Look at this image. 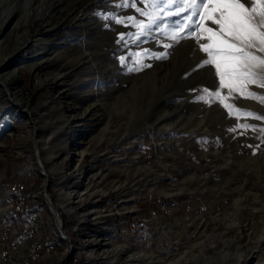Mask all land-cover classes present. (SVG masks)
Wrapping results in <instances>:
<instances>
[{
    "label": "rangeland",
    "instance_id": "1",
    "mask_svg": "<svg viewBox=\"0 0 264 264\" xmlns=\"http://www.w3.org/2000/svg\"><path fill=\"white\" fill-rule=\"evenodd\" d=\"M0 1L1 14L7 13L11 0ZM27 6L22 0L15 10L24 15ZM69 8L71 15L64 11ZM98 10L117 9L112 0H50L48 14L28 23L24 17L19 28L14 23L20 42L8 43L0 33L6 46L0 59L7 53L3 71L21 69L20 79H8L9 89L0 88L3 190L7 181L4 198L0 190V251L6 194L15 182L41 208L45 231L57 235L44 196L48 183L85 264H192L204 250L219 257L212 264H235L239 254L242 264H264V121L230 117L206 93L211 106L196 102L192 89H212L217 80L210 67L192 71L206 56L191 39L182 40L168 60L149 57L144 63L151 68L127 71L117 59L124 55L117 34L134 29L106 28ZM120 11L147 23L135 9ZM82 15L93 23L79 25ZM142 47L163 50L152 40ZM250 51L264 56L259 45ZM36 63L43 70L32 68ZM221 92L236 107L264 116V104ZM237 124L257 127L228 131ZM82 174L96 185L89 184L88 192ZM76 189L86 192L79 205ZM70 201L78 206L72 213Z\"/></svg>",
    "mask_w": 264,
    "mask_h": 264
},
{
    "label": "snow or ice",
    "instance_id": "2",
    "mask_svg": "<svg viewBox=\"0 0 264 264\" xmlns=\"http://www.w3.org/2000/svg\"><path fill=\"white\" fill-rule=\"evenodd\" d=\"M112 3L116 11L98 10L95 15L106 22V28L115 24L134 29L117 34L116 43L124 50V55L117 59L127 71L140 72L151 68L152 64L144 63L149 57L168 60L182 40L191 39L206 56L192 71L210 67L217 80L212 89H192L198 93L194 98L196 102L211 106L204 95L206 93L230 117L238 119L240 114H244L264 121V116L229 103V97L221 92L222 89L236 91L241 99L264 104V56L250 51L257 45L260 51H264V0H112ZM138 4L149 7H138ZM122 9H135L147 18V23L135 16L122 15ZM209 22L214 26H209ZM165 39L171 42L164 43ZM149 40L159 44L163 50L143 48ZM250 86L262 91H252ZM256 127L237 124L228 131L236 132L239 128L255 130ZM239 134L244 135L243 132Z\"/></svg>",
    "mask_w": 264,
    "mask_h": 264
},
{
    "label": "bare ground",
    "instance_id": "3",
    "mask_svg": "<svg viewBox=\"0 0 264 264\" xmlns=\"http://www.w3.org/2000/svg\"><path fill=\"white\" fill-rule=\"evenodd\" d=\"M38 1H42V5L44 7H42L40 4L37 5L36 3ZM0 2H2V1H0ZM21 2H22V0H11L8 7H10V5H11L12 8L8 9L7 13L1 14L2 9L5 10V7L0 9L1 10L0 11V29H1L0 33L3 34V38L6 37L5 39L8 40V43L11 41H13L15 43L20 42L21 37L18 36L19 33H17V35L15 34V28H16L15 25H18V28H19V26L23 23V22H21V20L24 17H25L24 22L28 23V21H31L33 19V17H35V16H38V15L44 16L45 14L49 13V12L47 13V5L49 6L50 0H27L28 6L26 7L24 15L22 13V10H19V11L15 10L17 8L16 5H18V3L21 4ZM3 3H4V5L7 4L5 2H3ZM0 5H1V7L3 6L2 3ZM50 9H51V7H50ZM64 11L68 15L72 14L70 8L67 10H64ZM58 15H60V14H58ZM78 19L80 20V22H78V23L82 27H84V25H87V24L92 22V19H90L86 15H82L81 17H78ZM10 22H12V23H10ZM16 22H17V24H16ZM14 23H15V25H14ZM49 23L50 22H48V24ZM13 36H16V38L14 39ZM3 40L4 39H2V41ZM42 40H43L42 37H37L36 39H34V42L39 43V45H40V42H42ZM2 41H0V53L4 52V48L6 47L5 43H2ZM39 45H37V46H39ZM8 46L11 47L12 45L10 46V44H8ZM41 46L44 47L43 45H41ZM44 49H46V48H44ZM48 49H51V48H48ZM10 50H11V48H10ZM46 51H47V49H46ZM6 56H7V53H5L3 55L1 54V57L4 58V60L0 59V88L1 89H9V86H8V79L9 78H12V80L14 81L16 78L20 79V76H21V69H18V68H15L14 70L9 71V72L3 71L2 65L5 61ZM37 66H38V69L43 70L42 65L39 63H36L35 67H32V68H37ZM37 72H38V70H37ZM55 79H56L55 77H53V79H50L52 84L55 83L54 82ZM86 110L83 113H85ZM30 120H34L32 116L30 117ZM67 124H70V121H68ZM36 128H37V126H36ZM36 128H35V130H36ZM1 146L3 147L2 143H0V147ZM37 148H38V150H36V157L38 158V161H40L42 163V166H43V160L40 157L39 145H38V147L36 146V149ZM75 160H77V158ZM40 168L43 171H45L44 166H43V168L42 167H40ZM5 172H6V170H5ZM93 175H95V174H93ZM77 176H78L77 174H74V177H77ZM95 176H97V175H95ZM79 179L82 180L81 184L83 185V188L86 190V192L89 191V189H88L89 186L90 187L96 186V185H94V183L90 184V182H91L90 179L88 180V178H86V176L84 174H82L79 177ZM48 180H49V178L47 177V181ZM23 188H24V186L20 182H15V183H12L9 185V191H8L9 196H8V198L6 197V199H5L6 205H7V211H6L5 216L3 217L2 222H1V224H2L1 225L2 237L6 240V242L0 251V264H7V259H8V262H11V264H21V258L25 259L23 264H41V262H43V261L47 262L45 264H85L83 259H82L83 257L81 255V248H79L76 244L73 243L72 238H70L69 234L67 233L65 223L63 222V219H62V213L59 211L58 207L54 206L53 201H52V197L49 196L48 190L44 189L45 190L44 196L46 197V200L49 204V207H51V211L53 213V219H54V222L56 223V226H57V228H56L57 235L56 236H53V233L51 232L52 229L47 230L48 236L44 234L45 229L43 226L44 223H43V218H42V212L37 213L38 211H40L41 208L38 209L37 206L34 207V205H33V203L35 202L34 199H29L25 194H22ZM76 190H77V192H75V194L78 197V201H77L78 203L77 204L79 205L80 203L83 202V200H84L83 196L86 194V192H81L78 189H76ZM4 194H5V192H4ZM70 203H71V201L69 202V206H71V207H69L67 209V211L69 213H72L74 211L75 206L76 207H78V206L77 205L72 206V204H70ZM237 218L235 217V219H234L236 223H237ZM27 219H28V223H27ZM86 222L90 224L93 221L87 220ZM93 223H96V222H93ZM29 227H32L33 231ZM211 234H212L211 236H213V232ZM35 235H40V236H35ZM20 237L22 239H19V242H20L19 258H16V253H9L8 254V247L7 246L8 245H14L13 239H18ZM220 237H222V236H220ZM237 238H239V236ZM68 241L70 243L69 247H68ZM38 244H41L39 248H38ZM198 252H199V254L197 253L198 255H196V254L193 255V257H194L193 263L194 264H196V262H198L199 258L203 262V264L204 263L205 264H208V263L212 264V263L216 262V261L213 262L214 259L219 258V257H216L215 255L210 257V253L207 250L198 251ZM207 252L209 253V256H206ZM224 252H225V250H222L220 255L225 256L226 252L225 253ZM191 254H193V253H191ZM51 255H54V257H50ZM184 255H186V254H184ZM46 256H48V257H46ZM225 257H227V256H225ZM241 257L242 256H240V254H239V256H238L239 259L237 260V262L235 264H242V262L244 260H246V259H244L245 257H243V258H241ZM222 261H224V260H222ZM172 262L173 261H171L168 264H172Z\"/></svg>",
    "mask_w": 264,
    "mask_h": 264
},
{
    "label": "built area",
    "instance_id": "4",
    "mask_svg": "<svg viewBox=\"0 0 264 264\" xmlns=\"http://www.w3.org/2000/svg\"><path fill=\"white\" fill-rule=\"evenodd\" d=\"M27 223H28V219H27ZM29 228L33 231L32 227H29ZM35 236H40V235H35ZM19 239H22V238L20 237L18 239H13L14 245H8L7 246L8 247V254L9 253H16V258H19V245H20ZM40 245L41 244H38V248L40 247ZM69 245H70V243L68 241V247H69ZM24 260L25 259L21 258V264H23ZM7 264H11V262H8V259H7Z\"/></svg>",
    "mask_w": 264,
    "mask_h": 264
},
{
    "label": "water",
    "instance_id": "5",
    "mask_svg": "<svg viewBox=\"0 0 264 264\" xmlns=\"http://www.w3.org/2000/svg\"><path fill=\"white\" fill-rule=\"evenodd\" d=\"M13 105L16 106L17 104H13ZM22 111L25 112V110H23V109H22ZM36 161H37V159H36ZM38 163H39V166L43 168L42 163H41L40 161H38ZM48 186H49V185H47L46 183L44 184V188H45V189H47ZM0 190H1V193H2V197L4 198V197H5V194H4L3 185H2V182H1V181H0ZM92 223H93V222H92Z\"/></svg>",
    "mask_w": 264,
    "mask_h": 264
},
{
    "label": "trees",
    "instance_id": "6",
    "mask_svg": "<svg viewBox=\"0 0 264 264\" xmlns=\"http://www.w3.org/2000/svg\"><path fill=\"white\" fill-rule=\"evenodd\" d=\"M6 184H7V181L4 182V192H6ZM8 194H9V192H8V190H7V194H6V197H7V198H8V196H9Z\"/></svg>",
    "mask_w": 264,
    "mask_h": 264
},
{
    "label": "crops",
    "instance_id": "7",
    "mask_svg": "<svg viewBox=\"0 0 264 264\" xmlns=\"http://www.w3.org/2000/svg\"><path fill=\"white\" fill-rule=\"evenodd\" d=\"M44 234L48 236V234H47V232H46L45 230H44ZM48 256H49V255H48ZM48 256H46V257H48ZM50 257H54V255H51ZM42 263L45 264V263H47V262H46V261H43V262H41V264H42Z\"/></svg>",
    "mask_w": 264,
    "mask_h": 264
}]
</instances>
